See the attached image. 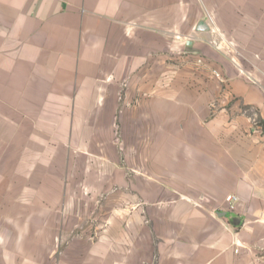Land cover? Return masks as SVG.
<instances>
[{
    "label": "crops",
    "instance_id": "1",
    "mask_svg": "<svg viewBox=\"0 0 264 264\" xmlns=\"http://www.w3.org/2000/svg\"><path fill=\"white\" fill-rule=\"evenodd\" d=\"M59 251L264 264V0H0V264Z\"/></svg>",
    "mask_w": 264,
    "mask_h": 264
},
{
    "label": "rangeland",
    "instance_id": "2",
    "mask_svg": "<svg viewBox=\"0 0 264 264\" xmlns=\"http://www.w3.org/2000/svg\"><path fill=\"white\" fill-rule=\"evenodd\" d=\"M198 63L199 64H202L203 63V61L200 59L199 61H198ZM217 78V77H216ZM218 79H221V76H220V78H218ZM104 128V131H103V133H104V136H106V138H108V135L110 136V128L109 127H103ZM120 132V131H119ZM121 133H119V135H120ZM128 135H129V140L131 141V139H132V137L134 136V129L132 130V129H130L129 131H128ZM120 138V140L122 139L121 138V136L119 137ZM132 142V141H131ZM100 144V143H99ZM119 144H120V146L122 145L121 144V142H119ZM134 144V143H133ZM101 147H102V145H103V148L102 149H106V150H113V147L111 146V143L108 141V142H105V141H103L101 144ZM129 145H132V143H129ZM78 162H77V166H79V168L81 169V167L85 164V162H86V159H84V158H79L78 160H77ZM125 162H126V160H125V158H121L120 159V164H125ZM95 163V166L97 167V168H99V169H101L103 166H105V163H104V161H102V160H93V161H91V164H94ZM103 164V165H102ZM95 176H96V174L94 173V172H92ZM75 178H74V182H75V184H78L79 182H80V180H83L84 179V175H83V173L82 172H80L79 171V173H77L75 176H74ZM76 193L78 192V190H76L75 191ZM105 195H100V196H98L99 198H103ZM99 204H100V202H99ZM84 208H86V215L87 216H89L90 215V220H92V219H94L93 217L95 216V211L96 210H98L99 209V207L97 206L96 207V204L93 206V205H91V206H88V207H84ZM97 208V209H96ZM90 212V213H89ZM60 253H56L55 255H52V257L49 259L50 260V264H58V263H60L61 261H62V253H61V251H59Z\"/></svg>",
    "mask_w": 264,
    "mask_h": 264
},
{
    "label": "built area",
    "instance_id": "3",
    "mask_svg": "<svg viewBox=\"0 0 264 264\" xmlns=\"http://www.w3.org/2000/svg\"><path fill=\"white\" fill-rule=\"evenodd\" d=\"M214 76L220 78V75L218 73H214ZM225 200L228 205L229 211H235L237 209L239 198L236 195H228Z\"/></svg>",
    "mask_w": 264,
    "mask_h": 264
}]
</instances>
